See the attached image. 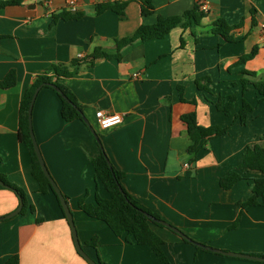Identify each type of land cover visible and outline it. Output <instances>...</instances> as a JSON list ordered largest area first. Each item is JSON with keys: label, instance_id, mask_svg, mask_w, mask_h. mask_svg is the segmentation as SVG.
Returning <instances> with one entry per match:
<instances>
[{"label": "crops", "instance_id": "1", "mask_svg": "<svg viewBox=\"0 0 264 264\" xmlns=\"http://www.w3.org/2000/svg\"><path fill=\"white\" fill-rule=\"evenodd\" d=\"M3 1V0H0ZM76 3V18L68 15ZM202 1L209 3L195 29L176 27L162 38L138 41L120 52V59L87 61L96 48L117 54V41L132 36L159 17L181 16ZM126 2L125 16L97 13V6ZM143 0H24L0 9V82L10 71L14 87H0V174L21 187L25 214L0 221V264L19 255L20 264H89L76 250L72 229L53 192L40 193L32 157L19 139L20 109L25 92L51 66L65 65L77 75L62 83L83 106L84 120L66 122L62 102L51 88L39 91L33 108V129L47 168L65 196L84 244L94 237L98 247H85L105 264H161L148 245L128 243L103 221L90 218L79 206L95 205L109 194L91 163L101 145L113 167L125 173L123 186L146 208L199 244L238 254L264 255V204L241 210L253 194L255 171L229 191L220 186L228 171L241 163L245 148L264 145V102L253 85L243 93L241 80H264V0H152L154 13L142 14ZM223 21L233 41L213 33ZM258 47L255 58L239 59ZM80 60V64L72 62ZM253 73L255 78L246 74ZM136 73L142 79L133 78ZM209 78V80L205 79ZM236 95L226 115L221 100ZM247 100L254 111L242 125L236 114ZM97 110L121 114L124 122L103 130ZM196 113L203 127H229L222 137L202 141L194 162L185 115ZM185 165H189L186 167ZM20 200L0 185V218L18 209ZM35 209L32 211L30 207ZM240 215L236 227H233ZM164 241L171 264H264L243 258L198 251L169 230L151 224ZM263 258V257H262Z\"/></svg>", "mask_w": 264, "mask_h": 264}, {"label": "trees", "instance_id": "2", "mask_svg": "<svg viewBox=\"0 0 264 264\" xmlns=\"http://www.w3.org/2000/svg\"><path fill=\"white\" fill-rule=\"evenodd\" d=\"M24 0H3L0 1V9L7 6H15L22 4ZM127 7L126 2H108L97 6V13L102 14L106 11H112L116 13L120 18L125 16V10ZM154 6L152 0H143L142 2V14L143 16H149L154 13ZM69 13L64 15L67 20L70 15L72 18H76L77 15ZM205 17V13L201 11L199 4L195 9L185 12L181 16L175 17H159L156 24L151 26H141L132 36L117 41V54L115 56L109 55L102 48H96L94 53L88 58L82 61H87L89 66L94 65L99 59L111 60L114 58L120 59V52L125 47L133 45L138 41H148L155 38H162L167 36L171 30L176 27L183 29H195L198 27ZM232 29L226 26L223 21H218L214 24L213 33L224 36L228 41H233L230 36H227V32ZM2 37L0 36V42ZM258 47H255L250 54L244 55L239 59L238 64L246 63L247 61L256 57L258 53ZM75 60L73 65L77 66L82 62ZM246 74L255 78V74ZM77 75V71H71L65 65L51 66L46 72L37 77L35 82L25 92L24 98L21 103L20 109V124H19V139L29 149L32 157L33 176L39 184V192L47 194L53 192L49 180L42 171L41 165L38 161L36 152L30 136L29 129V109L33 99V96L38 88H51L53 89L61 99L62 108L61 115L66 122H73L76 120H84V108L79 103L74 93L69 90L62 81L72 78ZM209 80V78H205ZM17 82L16 74L14 71H10L7 76L0 82V87L3 89L14 87ZM243 86V93L246 90L247 85H253L258 94L261 96L259 103L264 102V80L263 81H248L241 80ZM237 101L236 95L228 96V104L224 105L221 100L217 102V109L220 112L230 115L235 109V103ZM254 111V107L244 98L239 111L236 114L237 120L242 125L247 123V118L250 113ZM183 121L187 126L189 137L191 140V146L188 149V154L192 156L190 161L194 162L199 150V145L202 141L222 137L228 133L229 127L211 126L203 127L197 120L196 113H191L183 117ZM100 141V139H99ZM101 153L97 158L92 159L91 163L96 172L99 181L109 194V199H99L95 205L87 204L84 201L79 203L82 211L90 218L105 222L113 232L119 236H126L128 243H136L139 245H148L158 256L161 264H171L170 259L164 251V241L159 235H157L151 228V224H155L162 228H168L175 234L179 235L186 243H191L195 248L200 251L204 250L203 246L198 245V242L192 240L189 236L187 240L182 235L184 234L179 228L169 224L165 225V221L156 213L143 206L137 200H135L129 192L123 186L122 180L125 177V173L119 171L113 167L111 161L103 149L101 142ZM242 171H255L264 175V145L255 144L249 145L245 148L244 156L241 163L235 170L228 171L225 176L221 178L220 186L223 190L229 191L235 187L238 183L244 180ZM0 180H2L8 189L12 190L20 201L23 202L24 207L20 214H25L28 208V202L25 191L15 184L10 183L4 175L0 174ZM253 196L246 202L239 203L240 209H246L248 207L259 206L264 204V178H258L254 180ZM58 198V196H57ZM61 206L60 200L58 198ZM30 209L34 211V207ZM61 209L63 210L62 206ZM64 212V211H63ZM66 217V216H65ZM240 215L237 218L233 227L238 225ZM2 221V220H0ZM180 233H178V232ZM85 247H98V238L94 237L92 240L86 242ZM80 255V254H79ZM81 256V255H80ZM264 258V255H259ZM97 264H105L101 260L96 261ZM5 264H20L19 255H14L9 258Z\"/></svg>", "mask_w": 264, "mask_h": 264}, {"label": "water", "instance_id": "3", "mask_svg": "<svg viewBox=\"0 0 264 264\" xmlns=\"http://www.w3.org/2000/svg\"><path fill=\"white\" fill-rule=\"evenodd\" d=\"M41 90V87L38 88L33 96V99H32V102H31V105H30V109H29V129H30V136H31V140H32V143H33V146H34V150L36 152V155H37V158H38V161L41 165V168H42V171L44 172L45 176L47 177V179L49 180L53 190L55 191V193L57 194L59 200H60V203H61V206L63 208V211L65 213V216L69 222V225L71 226V229H72V234H73V239H74V243H75V246H76V250L77 252L89 263V264H97L96 261L94 259H92L85 251L84 247L82 246L81 242H80V239H79V235H78V231H77V228H76V225H75V221H74V217H73V214L71 212V209L69 207V204L65 198V196L63 195V193L61 192V190L59 189V187L57 186L55 180L52 178L48 168H47V165L45 163V160L43 158V155H42V152H41V149L39 147V144L37 142V139H36V136H35V133H34V129H33V121H32V115H33V108H34V104H35V100L37 98V95L39 93V91ZM85 122L87 123L86 119H85ZM88 124V123H87ZM92 132L94 133L95 137L97 138L98 142L100 143L99 141V137L98 135L96 134L95 130L90 127ZM0 185L4 186L7 188V186L5 185V183L0 180ZM23 207H24V204L22 201H20V205L18 207L17 210H15L14 212H12L11 214H9L8 216L4 217V218H0V220H7V219H11L17 215H19L22 210H23ZM166 226H169V224L166 222L165 223ZM178 232V231H176ZM180 233V232H178ZM185 239L187 240H190L188 239V237L183 234L182 235ZM200 246H203L201 244H198ZM204 248H206L207 250H211L215 253H218V254H223V255H227V256H232V257H237V258H243V259H249V260H255V261H262L264 262V258L262 257H257V256H252V255H247V254H238V253H232V252H224L222 250H218V249H213L211 247H206V246H203Z\"/></svg>", "mask_w": 264, "mask_h": 264}, {"label": "built area", "instance_id": "4", "mask_svg": "<svg viewBox=\"0 0 264 264\" xmlns=\"http://www.w3.org/2000/svg\"><path fill=\"white\" fill-rule=\"evenodd\" d=\"M70 5L72 6L69 9L70 12L76 13L77 12L76 3L74 1H71ZM199 6H200L201 11H203L204 13H208L210 10L209 3H207L206 1L200 2ZM133 78L142 79V74L136 73L133 75ZM96 118L99 123V126L103 130L117 128L120 125H122L124 122V117L121 114L109 113V112H106L105 110H97ZM185 166L188 167L189 165H185Z\"/></svg>", "mask_w": 264, "mask_h": 264}]
</instances>
